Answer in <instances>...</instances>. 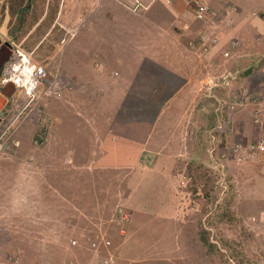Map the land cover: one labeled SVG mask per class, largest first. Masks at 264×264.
I'll return each instance as SVG.
<instances>
[{
  "label": "rangeland",
  "instance_id": "obj_1",
  "mask_svg": "<svg viewBox=\"0 0 264 264\" xmlns=\"http://www.w3.org/2000/svg\"><path fill=\"white\" fill-rule=\"evenodd\" d=\"M53 1L15 40L47 75L0 126V264H97L100 234L118 264H264V0Z\"/></svg>",
  "mask_w": 264,
  "mask_h": 264
},
{
  "label": "flooded vegetation",
  "instance_id": "obj_2",
  "mask_svg": "<svg viewBox=\"0 0 264 264\" xmlns=\"http://www.w3.org/2000/svg\"><path fill=\"white\" fill-rule=\"evenodd\" d=\"M58 1V0H56ZM53 0H0V95L6 97L0 110V126H4L9 120L10 104L14 102L16 96L27 94L28 92L22 84H17L14 77H20L21 72H15L16 66H23L27 60L30 67L39 64L34 59V53H29L15 40H18L20 33L30 26L41 11L42 5L47 7L53 4ZM31 30L28 35L31 34ZM41 64V63H40Z\"/></svg>",
  "mask_w": 264,
  "mask_h": 264
},
{
  "label": "built area",
  "instance_id": "obj_3",
  "mask_svg": "<svg viewBox=\"0 0 264 264\" xmlns=\"http://www.w3.org/2000/svg\"><path fill=\"white\" fill-rule=\"evenodd\" d=\"M140 4L141 3L139 2L138 5H140ZM194 6H195V14H196V17L198 19L205 20L208 18L209 5L207 3H205L203 0H195ZM136 8H137V5H136ZM228 54H229V52L227 51L226 55L228 56ZM33 67L35 68V72L33 73L34 79L38 82L37 86L34 89H32L31 92L28 90L27 87L23 86L27 90L28 96H29V98H31V100L36 98L37 91H39L40 86H41V81L47 75V71L43 66L39 65V66H33ZM249 97L251 99H253V102L258 101V98H254L252 96H249ZM255 153L261 155L264 158V135L261 139L260 144L257 145ZM128 212L129 211L126 210L125 208L122 207L119 209V207H118L117 213L115 215V219L121 223L126 222V220L129 218V215H130V213H128ZM121 229H122V232H124V229L123 228H121ZM107 236L108 235L101 236L97 239L90 241L91 246H92V248H94L96 250V252H99L100 250H101L100 252H102L104 250L107 252L105 258L102 259L103 264H118L117 258L112 251V245H113L112 239L109 236L108 237ZM74 242H76V241H74Z\"/></svg>",
  "mask_w": 264,
  "mask_h": 264
},
{
  "label": "clouds",
  "instance_id": "obj_4",
  "mask_svg": "<svg viewBox=\"0 0 264 264\" xmlns=\"http://www.w3.org/2000/svg\"><path fill=\"white\" fill-rule=\"evenodd\" d=\"M28 53L30 56V52H28ZM39 65H41V64H37L36 66H39ZM41 66H43V65H41ZM14 71L15 72H21L20 77H14V81L17 84H23L25 87L28 88V90L30 92L32 91V89H34L37 86L38 82L34 79V75H33V73L35 72V68L30 67L27 60L24 61L23 66H16L14 68Z\"/></svg>",
  "mask_w": 264,
  "mask_h": 264
},
{
  "label": "crops",
  "instance_id": "obj_5",
  "mask_svg": "<svg viewBox=\"0 0 264 264\" xmlns=\"http://www.w3.org/2000/svg\"><path fill=\"white\" fill-rule=\"evenodd\" d=\"M134 9H136V7L134 8ZM252 60H254V59H252ZM252 64L253 65H256V61L254 60L253 62H252ZM252 67V66H251ZM116 215V214H115ZM115 215H114V218H115ZM113 218V217H112ZM112 221H113V219H112ZM121 225V224H120ZM122 232V231H121ZM101 235L102 234H100V235H97L96 237H94V239H97V238H99V237H101ZM118 236H119V238H122V236H123V234L122 233H119V234H117ZM113 237L114 236H112V237H110L113 241H114V239H113ZM94 239H91L90 238V240H89V242L90 241H92V240H94ZM95 250V249H94ZM112 250H113V245H112ZM101 251V250H100ZM96 252L95 254H96V256L98 257V260H97V264H100L99 263V261H102L103 262V258H105V256H106V254H107V252L104 250V251H102V252ZM113 253H115V252H113Z\"/></svg>",
  "mask_w": 264,
  "mask_h": 264
},
{
  "label": "trees",
  "instance_id": "obj_6",
  "mask_svg": "<svg viewBox=\"0 0 264 264\" xmlns=\"http://www.w3.org/2000/svg\"><path fill=\"white\" fill-rule=\"evenodd\" d=\"M136 7V6H135ZM250 73V72H249ZM248 73H246V75H247ZM211 118L213 119V121L215 120V118H216V113H214L213 115H211ZM213 123V122H212ZM214 124V123H213ZM123 206L122 205H119V209L120 208H122ZM123 208H125V207H123ZM126 209V208H125ZM127 210V209H126ZM121 228H122V225H121ZM206 233H207V235H208V231H206ZM108 236H110V235H108ZM204 238H205V240H208L209 241V239H207V236L205 237L204 236ZM99 263L100 264H103L102 263V261H99Z\"/></svg>",
  "mask_w": 264,
  "mask_h": 264
},
{
  "label": "water",
  "instance_id": "obj_7",
  "mask_svg": "<svg viewBox=\"0 0 264 264\" xmlns=\"http://www.w3.org/2000/svg\"><path fill=\"white\" fill-rule=\"evenodd\" d=\"M2 66V62L0 63V67ZM5 96L2 94V96L0 95V110L5 102Z\"/></svg>",
  "mask_w": 264,
  "mask_h": 264
}]
</instances>
